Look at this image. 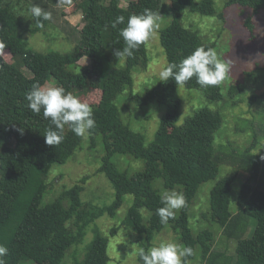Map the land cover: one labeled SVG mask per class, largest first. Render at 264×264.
Wrapping results in <instances>:
<instances>
[{"label":"trees","instance_id":"16d2710c","mask_svg":"<svg viewBox=\"0 0 264 264\" xmlns=\"http://www.w3.org/2000/svg\"><path fill=\"white\" fill-rule=\"evenodd\" d=\"M13 1L0 0V245L9 249L5 257L7 264H62L74 246L83 253L77 249L72 254L73 264H109L110 238L102 234L96 221L104 216L114 218L128 195L133 197V203L122 227L138 234L140 249L147 251L153 246L156 235L170 227L180 243L195 250L189 262L194 261L199 252L205 264H264V162L254 152L259 144L258 136L264 134L260 123L250 127L245 123V127H241L243 131L252 130L254 137L245 150L232 149L231 143L218 146L216 134L225 124L224 116L209 107L194 108L193 116L179 124L181 87H177L174 80L158 81L145 90V95L131 98L140 106L153 102L164 109L150 144L143 134L122 120L116 101L125 90H133L137 68L146 69L150 57L146 43L133 57L118 62L114 52L125 46L120 29L126 26L129 16L145 9L161 14L163 0H131L127 8L120 5L121 0L109 3L72 0L74 13L82 14L84 26L80 29L78 43L66 53L36 51L23 37L24 12L29 13L32 5L50 11V4L55 0H18L17 8ZM168 1L171 21L160 30V44L167 64L179 63L198 47L217 48L216 43L203 40L197 30L181 23L185 10L224 22L225 16L218 13L214 0ZM227 3L246 8L252 14L264 10V0H228ZM27 15L33 34L46 33V28L52 25V21H44V26L38 27L31 13ZM121 15L125 23L113 28L112 22ZM245 27L252 38L255 30L252 16L246 19ZM3 53H9L17 62H8ZM83 58L89 59L91 65L80 66ZM23 67L30 75L23 72ZM246 74L251 76L253 71ZM51 80L83 102L88 93L98 98L97 102L89 103L96 121L89 135L90 149L101 139L105 154L98 172L107 176L116 191V198L109 206L82 200L87 177L70 188H63L53 200L44 202L48 190L52 189L47 182L51 170L55 165L66 164L82 149L84 140L66 126L61 144L45 143L43 134L54 126L44 119L43 110L37 115L28 108L25 95L35 82L47 86ZM224 85L201 87L193 77L183 87L202 91L212 104L222 102L236 107L246 100L250 105L264 104V92L247 99L244 85ZM117 156L142 161L144 170L132 173L121 169ZM227 161L238 163L239 169L249 174L235 202L236 176L220 178L222 165ZM157 180H162L160 188L155 187ZM213 180L216 184L210 191V208L203 214L212 230L195 235L191 211L202 185ZM172 189L183 192L187 204L176 213L175 219L164 225L157 215V209L163 206L160 193ZM215 225L228 240L236 243L235 255L214 250ZM90 227L94 237L86 243ZM119 229L113 227L110 235L116 236ZM137 260L142 264L139 253Z\"/></svg>","mask_w":264,"mask_h":264},{"label":"rangeland","instance_id":"374dc122","mask_svg":"<svg viewBox=\"0 0 264 264\" xmlns=\"http://www.w3.org/2000/svg\"><path fill=\"white\" fill-rule=\"evenodd\" d=\"M17 1H13V5L17 6ZM26 1V0H25ZM109 3L110 0H104ZM200 1V0H197ZM218 13H223L225 21L223 22L217 17L201 16L192 14L185 10L181 23L184 27L197 30L202 39L209 43H216V50L220 58L231 64V72L229 76L222 82L224 86L231 83L242 84L245 86V96L250 99L253 95H261L264 92V10L258 14L246 8L236 5L228 6V0H214ZM11 2V1H10ZM23 2V1H22ZM29 2V0H28ZM131 0H121L122 7H129ZM25 6L26 4L23 3ZM50 11L53 19L52 25L46 28V33L30 32L32 27L29 18L30 10L24 12L26 21L24 29H22L23 37L28 41L29 46L39 52L46 53L49 51H58L66 53L71 51L78 43L80 38V29L84 26L82 14L74 13V2L72 0H55L50 4ZM27 7V5L25 6ZM24 7V8H25ZM20 8V7H19ZM171 4L168 0H163L161 10V29L167 27L170 23ZM252 16L254 25V35L251 38L249 31L245 27V21ZM160 30L157 35L147 42V50L150 57L146 69L137 68L134 74L133 92L129 89L125 90L119 96L116 103L120 109L122 120L125 124L144 135L146 143L150 144L160 126V120L164 115V109L157 103H147L140 106L131 99L134 95H145L144 92L154 83L159 81L160 70L167 65L166 55L160 44ZM6 60L10 63H16L17 59L9 53H3ZM79 65L90 66L91 61L83 58ZM123 65V62L121 63ZM23 72L30 75L26 68H22ZM253 71V75L246 73ZM48 87H54L55 82L50 81ZM225 92V91H224ZM87 103H95L98 98L95 94H85ZM180 97L182 99V113L179 124L185 122L188 117H192L195 109L209 107L213 111H219L225 118V124L216 134V145L227 146L231 143L232 149L245 150L253 141L252 130L243 131L241 127L260 126L264 128V104H249V100L240 102L236 107H229L222 102L210 103L204 93L199 90H188L185 87L180 88ZM195 108V109H194ZM250 130V129H248ZM258 136L259 144L254 152L262 157L264 162V134ZM91 140L88 137L83 140L82 149L76 151L75 155L64 165H55L51 170L47 182L52 189L48 190L44 198V202H49L57 196L63 188H70L78 183L81 179L87 177L85 183V191L81 198L85 202H92L95 205L104 207L112 204L116 198V191L104 173L98 172L101 167V159L104 156V147L101 139L97 141L95 148L90 149ZM118 164L121 169H129L132 173L143 171L144 163L137 161L129 156H117ZM220 178L225 175H234L237 180L233 185V202L236 201L238 191L242 183L247 182L249 174L239 169L238 163L227 161L222 165ZM219 178V179H220ZM162 180L155 182V187L162 186ZM216 184V181H209L202 185L197 200L191 211L192 224L195 235L204 230H210L211 225L204 218L203 214L208 213L210 208V191ZM133 203V197L128 195L125 197L123 206L118 210L114 218L104 216L96 221L97 226L104 236L110 238L108 254L111 258L109 264H139L137 258L140 248L137 240L139 236L132 229L122 227L123 220L127 217L128 211ZM144 212V211H143ZM191 221V219H190ZM120 227L116 236L110 235L113 227ZM214 227L215 246L214 250L226 252L229 255H235L236 243L228 240L217 225ZM88 229L85 242L92 241L94 235ZM166 227L161 233L157 234L153 242V246L158 245L162 241H178L176 235ZM252 229V227H251ZM212 230V229H211ZM250 236V235H249ZM152 246V247H153ZM72 247L71 252L65 257L62 264H73L72 254L78 249ZM81 249V248H79ZM83 253V250H79ZM199 254V255H198ZM198 257L189 262V264H205L201 253L197 252Z\"/></svg>","mask_w":264,"mask_h":264},{"label":"clouds","instance_id":"9594fccd","mask_svg":"<svg viewBox=\"0 0 264 264\" xmlns=\"http://www.w3.org/2000/svg\"><path fill=\"white\" fill-rule=\"evenodd\" d=\"M60 2L61 0H58V3ZM30 13L35 18L36 25L41 28L44 26V21L53 19L52 12L39 5H32ZM160 19V13L150 9H145L138 15L129 16L126 26L120 29V36L125 46L114 52L116 60L119 62L133 57L141 45L154 38L161 28ZM124 23L125 17L121 15L112 22V27L115 28ZM230 72L231 64L220 58L216 49L198 47L179 63L171 62L163 67L159 72V82L168 83L169 80H174L177 87H183L186 82L195 77L196 82L206 88L221 84ZM25 99L31 111L39 115L43 110L44 119L50 120L51 125L54 126L49 127L43 134L47 145L61 144L65 138L66 126L76 136L85 139L96 127L93 108L90 104L67 92L62 86L48 87L37 81L26 93ZM160 202L163 206L157 209V215L160 217L161 224L164 225H167L170 219H175L176 213L187 204L183 192L175 189L162 191ZM8 252L9 249L6 246L0 245V264H7L5 257ZM194 255L195 250L191 246H185L177 241H162L147 251L144 248L139 250L142 264H189L188 258Z\"/></svg>","mask_w":264,"mask_h":264}]
</instances>
